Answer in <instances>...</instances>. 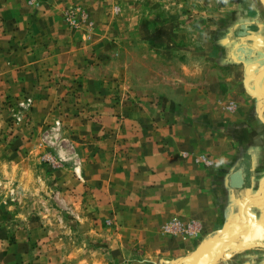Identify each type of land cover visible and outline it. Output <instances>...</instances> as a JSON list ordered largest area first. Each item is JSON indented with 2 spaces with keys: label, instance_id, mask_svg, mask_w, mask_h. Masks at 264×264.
<instances>
[{
  "label": "crops",
  "instance_id": "obj_1",
  "mask_svg": "<svg viewBox=\"0 0 264 264\" xmlns=\"http://www.w3.org/2000/svg\"><path fill=\"white\" fill-rule=\"evenodd\" d=\"M72 1L0 0V96L40 93L36 112L67 98L77 63L60 58L74 45L62 12ZM215 1L216 30L196 51L204 64L197 78L156 86L164 94L153 116L140 112L136 122L123 113L119 158L90 154L80 178L59 171L63 190L87 198L91 230L102 240L89 264H264V0ZM46 46L57 63L39 67L35 55ZM82 75L81 114L92 120L74 125L78 137L115 130V108L99 101L91 74ZM173 221L190 231L171 234ZM2 229L0 264H26L27 242L47 240L44 227L28 220L3 252Z\"/></svg>",
  "mask_w": 264,
  "mask_h": 264
},
{
  "label": "rangeland",
  "instance_id": "obj_2",
  "mask_svg": "<svg viewBox=\"0 0 264 264\" xmlns=\"http://www.w3.org/2000/svg\"><path fill=\"white\" fill-rule=\"evenodd\" d=\"M40 1L27 0V5ZM215 6V0H76L66 5L62 18L74 45L72 51H66V58H60L77 63L67 77V98H56L54 106L43 105L45 111L39 108L36 112L34 101L40 93L0 96L3 252L10 250L15 226L32 220L44 227L47 240L28 241L24 263L89 264L102 240L91 230L87 198L79 200L72 191L63 190L59 171L69 170L68 174L80 178L81 162L90 154L98 159L100 151L109 150L119 158L124 138L116 130L126 127L123 113H134L136 122L140 112L153 116V102L162 92L156 86L173 77L197 78L204 64L201 55L195 54L206 49L205 39L216 30L212 23ZM46 49L35 55L39 67H43L41 62L57 63L56 57L47 55L50 48ZM82 74H91L99 101L108 98L115 108V130L107 129L92 138L78 137L74 125L92 120L81 114L88 104L81 98L87 95ZM85 90L92 92L89 87ZM95 123L99 128V119ZM87 147L90 151L85 152ZM53 238H59L60 245Z\"/></svg>",
  "mask_w": 264,
  "mask_h": 264
},
{
  "label": "built area",
  "instance_id": "obj_3",
  "mask_svg": "<svg viewBox=\"0 0 264 264\" xmlns=\"http://www.w3.org/2000/svg\"><path fill=\"white\" fill-rule=\"evenodd\" d=\"M166 230L169 231L171 234L179 233L182 234L183 236L190 231L188 226H184L181 223L175 221L170 222L166 226Z\"/></svg>",
  "mask_w": 264,
  "mask_h": 264
},
{
  "label": "water",
  "instance_id": "obj_4",
  "mask_svg": "<svg viewBox=\"0 0 264 264\" xmlns=\"http://www.w3.org/2000/svg\"><path fill=\"white\" fill-rule=\"evenodd\" d=\"M228 244L233 246V244H232V243H228ZM259 246H261V245L259 244ZM262 246L264 247V245H262Z\"/></svg>",
  "mask_w": 264,
  "mask_h": 264
}]
</instances>
